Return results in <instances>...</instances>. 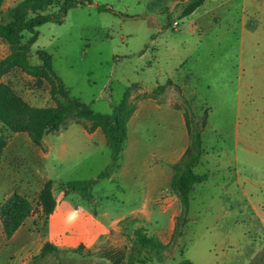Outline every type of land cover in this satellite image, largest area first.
Wrapping results in <instances>:
<instances>
[{"label": "rangeland", "instance_id": "374dc122", "mask_svg": "<svg viewBox=\"0 0 264 264\" xmlns=\"http://www.w3.org/2000/svg\"><path fill=\"white\" fill-rule=\"evenodd\" d=\"M20 1H2V23L9 21L7 10ZM90 1L70 8L61 23L38 26L28 51L13 52L0 36V60L20 55L31 66L42 67L39 52L44 51L55 74L38 86L37 77L14 68L1 80L33 106L65 102L61 94L57 100L50 94L60 84L69 98H80L95 113L108 114L111 104L124 100L131 114L118 165L129 174L143 173L146 157L183 156L189 137L185 121L181 127L175 118L181 114L184 120L188 105L194 123L204 122L194 171L208 178L193 185L187 205L168 186L145 213L120 222L123 239L95 252L82 247L32 260L39 252L33 246L45 233L38 202L43 184L50 182L57 201H79L73 192L62 197L60 184L96 178L110 164V150L99 127L88 130L97 117L68 120L38 145L26 133L0 125L7 141L0 164V203L17 191L33 207L13 241L0 226V264H126L129 255L133 264H181L182 259L264 264V0H206L185 17L179 14L188 0ZM56 10L52 5L47 12ZM28 36L24 33V40ZM116 170L99 179L92 201L107 206L112 215H129L128 205L116 203L123 197L113 177ZM137 228L165 248H141L133 234ZM27 229L34 238L26 236ZM146 257L144 263L136 261Z\"/></svg>", "mask_w": 264, "mask_h": 264}, {"label": "trees", "instance_id": "16d2710c", "mask_svg": "<svg viewBox=\"0 0 264 264\" xmlns=\"http://www.w3.org/2000/svg\"><path fill=\"white\" fill-rule=\"evenodd\" d=\"M3 0H0V6ZM205 0H188L179 16L185 17L191 14L196 8L201 6ZM90 0H22L7 10L9 21L2 23V13L0 10V36L5 38L11 45L13 52L28 51L30 46L37 40V27L46 22L61 23L67 11L76 5L90 4ZM55 5V12H47L48 7ZM98 10L108 11L105 6H97ZM31 14V15H29ZM166 25L171 26V19L167 16ZM247 28L250 22L245 25ZM24 33L29 36L24 40ZM43 66H31L28 61L20 55H10L0 60V125L11 132L26 133L34 144H40L42 137L51 131L58 130L68 120L80 122L98 118L89 128L92 131L99 127L104 135L106 145L110 150V164L100 172L94 179L70 180L60 184V190L64 196L69 193H77L82 200L90 202L93 198V187L101 178H110L112 171L118 167L119 154L121 153L127 139V123L131 110L127 109L124 100L118 104H111V111L108 114L93 112L90 105L80 98H69L68 91L62 84L53 86L50 94L56 99L57 94H61L65 102L57 100L53 106H33L24 100L15 90L4 81L2 76L14 68L37 77V85L40 86L43 78L54 77L51 66V57L44 51L39 52ZM194 114L191 108L186 105L184 110L185 127L189 137L188 146L180 160L171 165L172 176L169 188L173 192H178L182 196L183 203L188 204V195L193 185L202 183L208 178L205 173H196L194 167L200 161L202 128L204 122L195 124ZM6 138L0 135V164L3 149L6 146ZM38 202L42 214L46 218L53 212L56 200L53 195L50 182L46 181L38 194ZM32 203L29 199L14 191L0 203V226L6 239H9L23 223L25 218L32 212ZM135 243L146 250L156 251L165 248V245L156 238L148 237L142 228H137L133 232ZM82 248L78 246L75 249ZM61 250L51 244L44 242L38 254L32 260L44 259L48 255L55 256ZM149 258L136 260L144 263ZM52 264H65L56 261ZM113 264H118L113 262ZM126 264H133L130 255ZM181 264H194L188 259H182ZM254 264V263H252Z\"/></svg>", "mask_w": 264, "mask_h": 264}, {"label": "crops", "instance_id": "0c3cea01", "mask_svg": "<svg viewBox=\"0 0 264 264\" xmlns=\"http://www.w3.org/2000/svg\"><path fill=\"white\" fill-rule=\"evenodd\" d=\"M175 119L176 122L179 121L181 127L184 126L181 114ZM181 157H146V170L141 174L136 172L129 174L124 166L119 163L113 177L118 181L117 185L120 186V192L123 194V197L117 198L116 203L128 205L130 208L129 215H112L107 206H100L92 200L90 202L85 201V203L80 197L79 201L70 203L60 202L55 198V208L45 220V233L41 235L38 242L33 246V249L39 251L44 242H50L60 250L75 249L78 246H82L85 250L95 252L101 245H107L112 241L123 239V227L120 222L128 216L135 217L139 211L145 213L147 208L157 202L160 194L166 192L168 189L171 177V165L178 162ZM140 179H142V183H140ZM123 182H129L130 185H125ZM69 195L70 193L66 196L62 194V197L65 198ZM137 200L139 202L136 204ZM88 203H91L92 206H100V208L91 209V207H87ZM24 223L25 221L9 240L13 241L15 239ZM26 236L34 238L33 232L29 229L26 231ZM22 264H25V262H22Z\"/></svg>", "mask_w": 264, "mask_h": 264}, {"label": "built area", "instance_id": "2783aa9c", "mask_svg": "<svg viewBox=\"0 0 264 264\" xmlns=\"http://www.w3.org/2000/svg\"><path fill=\"white\" fill-rule=\"evenodd\" d=\"M176 23V22H175ZM174 25H176V24H174Z\"/></svg>", "mask_w": 264, "mask_h": 264}]
</instances>
